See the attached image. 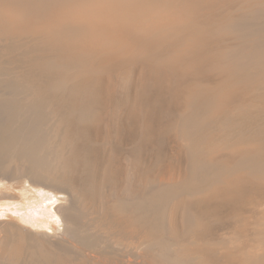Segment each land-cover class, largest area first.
Here are the masks:
<instances>
[{"label":"bare ground","instance_id":"obj_1","mask_svg":"<svg viewBox=\"0 0 264 264\" xmlns=\"http://www.w3.org/2000/svg\"><path fill=\"white\" fill-rule=\"evenodd\" d=\"M173 7L170 0H0V264H103L67 245L75 217L99 225L126 257L123 264H224V252L234 264H264V185L260 215L250 219L251 240L248 233L242 238L244 224L221 236L213 235L212 223L201 229L210 219L198 209L219 208L210 201L222 198L231 205L227 218L240 223L245 188L236 197V177L264 184V0L212 10L216 18L210 15L208 25L220 41L214 66L225 75L213 81L197 67L187 78L189 62L203 51L200 42L196 52L185 53L186 46L203 26L196 19L177 23ZM132 85L136 94L120 99ZM97 93L112 109L123 106L142 138L136 134L132 147L117 143L107 152L103 172L91 175L101 190L83 175L65 185L69 179L63 181L56 162L68 167V160L88 163L90 156L74 152L60 162L66 151L57 144L65 147L78 135L96 153L111 141L108 133L88 145L82 136L88 121H103ZM61 120L78 125V132L58 130ZM171 141L180 162H167ZM148 148L155 156L150 163ZM22 161L29 162L23 172ZM233 182L239 185L232 190ZM226 185L233 192H223ZM73 199L83 206L67 211V221L64 209ZM54 200H62L59 214L49 208ZM39 228H52L57 238Z\"/></svg>","mask_w":264,"mask_h":264},{"label":"rangeland","instance_id":"obj_2","mask_svg":"<svg viewBox=\"0 0 264 264\" xmlns=\"http://www.w3.org/2000/svg\"><path fill=\"white\" fill-rule=\"evenodd\" d=\"M171 1V3H172V6H174V5H176V7H173V9H174V12H175V15L176 14H178V16L177 17H179V19L180 20H183V21H180V20H178V18L175 16V20H178L177 21V23H180V24H186V21H191L192 19L194 20V19H196V20H200V24L203 26V31H205V32H201L200 34H198V36H194V38H192L193 40H190L189 41V43H188V48H187V46H186V51H185V53L186 52H188V49L190 50L191 49V47H192V49L196 52V50H195V44L196 43H199L200 42V44L202 45V51L203 52H200V55L202 54V53H204V55H198V56H196V58H198V59H196V62H195V59H191V61H190V59H189V61L190 62H192V64L189 62V66H188V68H189V75H188V77L187 78H190V77H192L194 74H192V72L193 73H195V68L197 67V68H199L197 71V74L198 73H200L201 72V70L200 69H202L204 72H206V70H207V72L206 73H201V75L202 74H207L208 73V70L211 68V72L214 70L215 72H216V74H215V72L213 71L212 73H214V74H211V72H210V74H209V76H208V74H207V76H205L204 75V78L205 79H208V80H211V78L210 77H212V81H213V78H215L216 76H218L217 77V79H215V80H218V78H223L225 75H224V73H220V74H222L220 77H219V73H217V71L216 70H218L217 69V64L219 65V57H217L218 55H217V53H216V46H218L219 45V43H220V41H219V39H217V36L216 35H214V33L215 32H213L214 31V27L212 26H210L209 27V25H208V22H209V20L211 21L212 20V17H213V15H214V18H216V14H214L215 12L218 14L219 13V10H220V7H221V10L223 11V9H225L223 6H227V9H225L226 11H228V10H232V9H235V8H238V7H240V6H242L243 4H249L250 3V1L251 0H228V1H230L231 3H232V5H230V4H227L226 3V0H170ZM227 1V2H228ZM230 2H228V3H230ZM235 2V3H234ZM241 3H243V4H241ZM234 4V5H233ZM239 4V5H238ZM228 5H230V6H228ZM238 6V7H236V6ZM209 6V7H208ZM223 7V8H222ZM229 8V9H228ZM212 10H216V11H214V13L212 12ZM168 11V10H167ZM167 11H165V12H167ZM213 14H212V13ZM206 13H208L207 14V16L208 17H206L204 14H206ZM209 13H211V14H209ZM225 13V12H224ZM202 14V15H201ZM201 15V16H200ZM210 15H212V17L210 16ZM203 16V17H202ZM205 19V20H204ZM207 20V21H206ZM204 24V25H203ZM209 29L208 31H207V29ZM213 29V30H212ZM207 31V32H206ZM209 32V33H208ZM213 36H216V37H214L213 39H212V37ZM200 40V41H198V40ZM214 40V41H213ZM195 41V42H194ZM215 42V44H213V43H211V42ZM194 42V43H193ZM202 42V43H201ZM217 43V44H216ZM207 48H209V49H211V50H209V49H207ZM213 48V49H212ZM193 51V52H194ZM210 52H212V54L213 55H211V53ZM184 53V54H185ZM199 53V52H198ZM216 53V54H215ZM195 55H197V54H195ZM215 55V56H214ZM217 55V56H216ZM213 56H214V59H213ZM217 58V59H216ZM214 60H215V62H214ZM216 61H218V62H216ZM194 62H195V64H194ZM198 63V64H197ZM213 63V64H212ZM191 64V65H190ZM203 64V65H202ZM213 65V67H211V65ZM214 64L217 66H214ZM193 65H194V67H193ZM197 65V66H196ZM199 66V67H198ZM203 67V68H202ZM209 68V69H207V68ZM194 70H193V69ZM196 68V69H197ZM210 71V70H209ZM196 74V73H195ZM178 75H180L179 73H178ZM224 75V76H223ZM124 76H126L125 74H124ZM214 76V77H213ZM183 78V80H186L187 78H185V76L183 77V75H181L180 76V78ZM207 77V78H206ZM181 78V79H182ZM210 78V79H209ZM107 79V78H106ZM135 82V81H134ZM134 86L132 85L130 88H128L127 90H125L126 88L125 87H123L122 88V91H121V93H120V99L121 98H126V96L128 95V94H130L131 96H134L135 94H136V89L135 88H133ZM125 88V89H124ZM132 88V89H131ZM123 90H125V91H123ZM129 91V92H128ZM98 94V93H97ZM97 98H98V100H99V104H98V108L100 107V105L101 104H103V105H101V107L99 108V111H100V109L102 110V111H104V114H103V112L101 113L100 112V118L99 119H101V120H103V121H101V122H99L100 120H98V121H96V120H94V119H91L90 121H88L86 124H84L85 125V128H84V131H83V137L86 139V142H87V144L88 145H93V140L95 139H99V138H102L103 137V135H104V137H106L107 135H108V133L109 134H111V137H110V135H108L107 137L108 138H111V141H110V145L108 144L107 146H108V149H105V147H104V149H102V150H97L96 151V149H95V152L96 153H94V151H91L90 149H91V147L90 146H87V145H85L84 143H82V142H80L79 140H78V135H75L74 137H71L72 139L74 138L76 141H74V139L72 140V139H70V140H68V142L72 145V146H70V144L68 143V142H66L67 143V145L64 147V146H61V144H57V145H60V147H62L61 149H64V152H65V157L68 155H74V154H76V153H74V152H78V154H80V153H84V152H86L85 150H87V153L89 154L88 155V157H89V159H88V163L87 162H85V161H83V160H80L81 158H78V155H77V158L81 161V162H78L79 160H76V162H75V160H72V161H70V160H68V156L65 158H63V159H65V160H63L62 159V161H60V162H63V161H66V160H68V164H69V162H71V166H73V167H71L70 165H68V167H64V165H60V164H58L59 162H56V170H57V173L58 174H60L61 175V173H62V177H63V181L64 180H68V181H64L63 183H65V185H71L72 184V182H74V181H78V177H80V176H82V177H86L87 176V180H88V178L89 179H91V182L93 181L92 180V176H93V174L94 173H97V174H101L102 172H103V166H104V164L107 162V160L105 161V159H108L109 158V155L107 154V152H109L110 153V150L111 149H113L114 147H116V145H120L121 147H122V149H127V148H130V147H132L133 145H131V144H134V142H135V138H137L136 136V134H138L140 131L139 130H137L136 128H134V126H133V124H132V122H133V120H131V115H130V113L128 112V111H126L125 109H122L123 108V106H119L118 107V105L116 106L117 107V109L115 110V109H112L113 108V106H111V105H108V103L105 101V99L104 98H102L99 94H98V96H97ZM105 104V105H104ZM107 105V107H104V106H106ZM109 106H111V109H109ZM104 107V108H103ZM109 109V112H111V113H107V111L106 110H104V109ZM111 110V111H110ZM106 111V112H105ZM113 112V113H112ZM120 112V113H119ZM102 114H103V116L105 117H103L104 119H102ZM106 114H107V116H106ZM112 114V115H111ZM130 115V116H129ZM62 121V120H61ZM60 122V121H59ZM98 122L100 123V124H98ZM60 124H62V125H60ZM64 121H62V123H59V128H57L58 130L61 128V126H65V128L71 133V134H73L74 135V133L75 132H78V125H76V124H72L71 122H69V123H65L64 125ZM69 124V125H68ZM67 125V126H66ZM73 125V126H72ZM54 127V126H53ZM55 128V127H54ZM102 128V129H101ZM75 129V130H74ZM133 129V130H132ZM55 131L54 132H56V128L54 129ZM63 130H64V128H63ZM73 131V132H72ZM100 131H101V133H100ZM104 131V132H103ZM134 131H135V134H134ZM138 132V133H137ZM94 133V134H93ZM113 133V134H112ZM85 134V135H84ZM141 134L142 133H140V134H138V135H140L138 138H142L141 137ZM73 135H71V136H73ZM88 135V136H87ZM113 136V137H112ZM133 136V137H132ZM143 136V135H142ZM88 138V139H87ZM117 138V139H116ZM132 138H134V139H132ZM93 139V140H92ZM119 139V140H118ZM127 139H128V141H127ZM131 139V140H130ZM116 142H115V141ZM71 141H72V143H71ZM133 141V142H132ZM130 142V143H129ZM48 143V142H47ZM80 143V144H79ZM118 143V144H117ZM76 144V145H75ZM94 144H95V142H94ZM57 145H55L54 146V150H56L57 148H59L60 149V147H58ZM63 145H65V143H63ZM81 145V146H80ZM84 145V146H83ZM123 145V146H122ZM175 145V146H174ZM57 146V148L55 149V147ZM106 146V147H107ZM49 147V146H48ZM64 147V148H63ZM88 147H89V149H88ZM83 148V149H82ZM65 149H68V150H65ZM150 149L151 148H148L147 149V151H146V155H145V158L148 160V162L150 163V162H153L154 161V157L155 156H153V154H152V149H151V151H150ZM58 150V149H57ZM69 150L70 151H72V152H69ZM74 150H76V151H74ZM104 150H105V152H104ZM177 150H178V146L176 145V143L173 141H171V143H170V146H169V149L168 150H166L168 153H167V157H166V159H167V162L169 161L170 162V160L173 162V163H177L178 161L180 162V154L178 155L177 153ZM63 151V150H62ZM89 151V152H88ZM102 151V152H101ZM148 151H149V153H148ZM10 152H13V151H10ZM64 152H62L63 153V155H64ZM72 153V154H71ZM92 153H94V154H92ZM97 153H99V154H97ZM67 154V155H66ZM92 154V155H91ZM175 154V155H174ZM11 155V154H10ZM176 155H177V157H176ZM100 158H99V157ZM63 157V156H62ZM104 157V158H103ZM182 157H183V155H182ZM76 158V159H77ZM149 158V159H148ZM94 161V163H95V168H93L92 166H91V163H89L90 161H92V160ZM172 159H175V160H177V162H175V160H172ZM101 160V161H100ZM97 161V162H96ZM98 161H100V162H98ZM105 161V162H104ZM24 162H26V160H24ZM23 161L21 162V164H20V166L24 163ZM72 162H75V163H73L72 164ZM83 162V163H82ZM102 162H104V163H102ZM25 164V163H24ZM22 165V168H20L21 169V172H23V170L25 171L27 168H25V169H23L24 167L23 166H26V165H29V162L27 161V163H26V165ZM89 164V165H88ZM117 164H119V160L117 161ZM59 165V166H58ZM100 165V166H99ZM101 165H102V167H101ZM114 165H116V164H114ZM15 166V165H14ZM60 166H63V167H60ZM16 167V169H14ZM15 167H12L15 171V174L16 173H18V171H20V169L18 168L19 167V164H18V167L17 166H15ZM57 167L58 168H60V170H61V168H63V170H61V172H60V170L59 169H57ZM71 169H70V168ZM114 167V166H113ZM65 168H67V169H65ZM46 170H43V171H41V174H45V172H47L48 170H47V168H45ZM64 169H65V171H64ZM70 169V170H69ZM90 169V170H89ZM99 169V170H98ZM114 169H115V167H114ZM67 170H69V172H67ZM94 170V171H93ZM45 171V172H44ZM59 171V172H58ZM85 171V172H84ZM97 171V172H96ZM100 171V172H99ZM20 172V173H21ZM63 172H65V173H63ZM84 173H86V174H84ZM65 174V175H64ZM88 174V175H87ZM65 177H64V176ZM92 175V176H91ZM42 176V175H41ZM44 176V175H43ZM89 176V177H88ZM124 176H125V173H124ZM91 177V178H90ZM242 176H238V177H236V179L235 180H239V184H240V182H241V184H242V182H243V184L241 185H239V184H235V183H238V180L234 183L233 182V186L232 185H230V184H228L229 186H231L232 187V190H233V187H235L236 185H239V186H237V188H236V192H235V190H233L234 191V193L235 194H237L236 195V197L237 196H239L240 195V197L241 198H239L238 197V199H236V197L235 198H231L233 201L234 200H238V204H239V206L242 208V210L241 211H243L244 213V221H242V222H236L235 221V219H233V218H227L228 216H230L231 214H232V212L230 213V211L232 210L231 209V205L229 206V205H226L225 204V206H224V204H222V202H223V200H222V198H219V199H213V200H211L210 202H211V204L213 205V206H215V205H220L219 206V208H208L207 209V207L206 206H204L205 208H198L199 210H202L201 211V214H206L207 213V217H208V220H209V222H207V220L205 221V219H204V221L205 222H202V223H206L205 225L203 224V227L201 228V229H208L209 228V225L212 223V224H214L215 225V228H217V229H215L217 232H214L213 233V235L214 236H221V235H223V234H226L225 232L227 231L229 234L231 233H233L234 232V230H235V228H237V227H239V228H241V226L243 225V228L240 230L241 231V235H242V238H247V236L249 237L248 239H250V234H249V231H251V229L253 228V224L251 223V221H252V219H254L255 218V216L257 217V215L259 214L260 215V205H259V203H258V200H259V198H261L262 199V197H263V195H262V197H260V194H261V192H263V190H262V188L264 187L263 185V183H261V182H257V181H254V180H251L250 178L248 179L249 180V182H247V179L246 178H248V177H245V176H243L245 179H243V177L241 178ZM62 180V179H61ZM246 180V181H245ZM60 181V180H59ZM72 181V182H71ZM89 182H88V184H90V180H88ZM245 181V182H244ZM66 182L68 183V184H66ZM96 183V185H95V183ZM94 182H92V184L93 185H95V187H96V189H100L101 190V187H100V184L99 183H97L96 181H94ZM250 182H251V184H250ZM253 182H255L256 184H255V186H253L254 185V183ZM257 183H259V184H257ZM55 184H61L60 182H55ZM245 184V185H244ZM250 184V185H249ZM98 185V186H97ZM249 185V186H248ZM251 185L253 186V188L251 187ZM261 185L263 186V187H261ZM229 186H227L226 185V187H228L229 189H226V187L224 186V189H223V192H225V190L226 191H232L231 190V188L229 187ZM240 186H242L241 188H240ZM243 186H246V187H243ZM258 186V187H257ZM255 187V188H254ZM261 187V188H260ZM33 188H37V187H34L33 186ZM40 188V187H39ZM42 188V187H41ZM234 188V189H235ZM243 188H245V190L246 189H248L249 190V188L251 189L252 188V190H249L252 194H250V192L248 191V190H246L249 194H247V192L244 190L243 191ZM242 189V190H241ZM261 189V190H260ZM264 189V188H263ZM21 189H16V191H20ZM243 193H241V194H239L238 195V192H240V191ZM232 191V192H233ZM45 192H46V194H47V196H49V194L50 193H53L52 192V190H49V189H46L45 190ZM244 192H245V194H244ZM255 192V193H254ZM260 192V193H259ZM262 194H264V193H262ZM58 196H61V194L59 193L58 194ZM243 197H244V199H243ZM251 197H253L252 199H250ZM74 201H72L69 205H67L66 207H65V209H64V215L67 217L66 218V220L67 221H69L70 219L68 218V216H67V213L71 210L72 212H74L75 210H73L75 207H77V206H79L80 204L79 203H77L78 201L76 200V199H73ZM242 200V201H241ZM75 201H77V202H75ZM62 202V200H54V201H52L51 203H49V208H50V210L52 211V212H56V206H57V204H59V203H61ZM83 205H80L79 206V208L80 207H82ZM254 206V207H253ZM244 208V209H243ZM252 208H253V210H252ZM53 209V210H52ZM55 209V210H54ZM179 210V208L178 207H175L174 208V210H173V213L175 214H177V210ZM198 209H196V211L198 210ZM205 211H207V212H204V210ZM246 210V211H245ZM68 211V212H67ZM255 211V212H254ZM199 212V211H198ZM221 212V213H220ZM56 213H58V212H56ZM59 214V213H58ZM205 214L203 215L204 217H205ZM229 214V215H228ZM254 214V215H253ZM220 215H222V216H220ZM253 216V217H252ZM62 218V216L60 215L59 216V218ZM220 217V219H218ZM223 217V218H222ZM250 217V218H249ZM259 217V216H258ZM38 218H42V217H38ZM206 218V217H205ZM212 218V219H211ZM226 218H227V220H226ZM54 220H55V218H53ZM207 219V218H206ZM250 219H251V221H250ZM89 219H87V217H85L84 219H82L81 221H79L78 220V218L76 219V217H75V219L73 218L72 219V224L70 225V224H68V227H69V230H70V234H71V236H72V238L70 239L71 240V242L70 243H67V245H69L70 246V244L72 245V244H74L75 243V245H77L81 250H82V253L83 254H85V255H88L89 257H90V259L91 260H94L95 258L96 259H99L103 264H123L122 262H123V260H126V257H124L123 256V254H121L120 253V251H119V247L116 245V244H114L107 236H106V233H104L103 232V230L101 229V227L99 226V225H93L91 222H90V220L88 221ZM236 222V224H235V222ZM20 221H22V220H20ZM212 221V222H211ZM217 221V222H216ZM220 221V222H219ZM224 221H225V223H224ZM214 222H216V223H214ZM218 222L221 224H218ZM22 223H23V221H22ZM86 223V224H85ZM226 223H227V226H226ZM23 224H28V223H26V222H24ZM220 225V226H222V228L223 229H221L220 228V226H218L220 229H218V227H217V225ZM223 224H225L224 226H223ZM241 224V225H240ZM254 224H255V222H254ZM29 225V224H28ZM238 225V226H237ZM96 227V228H95ZM225 227H227V228H225ZM35 228V227H34ZM197 228H199V226H197L196 227V229ZM39 229H41V228H39ZM200 228L198 229V230H201ZM224 229H226V231H224V233L222 232ZM41 230H47V231H49V232H51V238H52V236L54 235V233H53V229L52 228H43V229H41ZM231 230H233L232 232H229V231H231ZM220 232H222L223 234H221ZM227 233V234H228ZM248 233V234H247ZM220 234V235H219ZM245 234V235H244ZM246 234H247V236H246ZM56 237V236H55ZM54 236H53V238H55ZM57 238V237H56ZM107 239H108V241H107ZM252 239V238H251ZM250 239V240H251ZM62 244V246H64L63 245V243H61ZM65 244V243H64ZM119 249H118V248ZM79 250V249H78ZM81 250H79L80 252H81ZM225 251V249H221V252H224ZM222 254H223V256H222ZM225 255V256H224ZM98 256V257H97ZM123 256V257H122ZM92 257V258H91ZM236 258H237V256H236ZM95 259V260H96ZM220 261H222L224 264H234V259H232V258H230V257H228V255H226L225 254V252L224 253H221L220 254Z\"/></svg>","mask_w":264,"mask_h":264}]
</instances>
